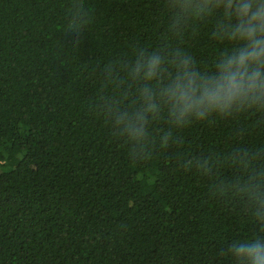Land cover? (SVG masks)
<instances>
[{"label": "trees", "instance_id": "trees-1", "mask_svg": "<svg viewBox=\"0 0 264 264\" xmlns=\"http://www.w3.org/2000/svg\"><path fill=\"white\" fill-rule=\"evenodd\" d=\"M184 2L0 0V264H233L264 237L244 194L264 181L259 102L179 122L158 104L139 142L114 123L155 85L130 75L141 53L209 72L228 51L235 20Z\"/></svg>", "mask_w": 264, "mask_h": 264}, {"label": "clouds", "instance_id": "clouds-1", "mask_svg": "<svg viewBox=\"0 0 264 264\" xmlns=\"http://www.w3.org/2000/svg\"><path fill=\"white\" fill-rule=\"evenodd\" d=\"M217 9H222L223 15L235 23L225 26L230 47L222 58H215L212 71L193 70L188 58L177 56L166 61L159 50L141 53L133 62V81H154L155 85L143 87L139 93L145 105L143 110L112 109L115 125L122 128L130 141L143 139L147 116L158 111V104H170L178 122L190 116L205 121L209 115H227L234 105L239 108L247 104L251 108L259 102L264 109V0H185L182 5L183 13L197 16ZM165 64L174 71L161 83L157 77ZM259 177L261 174L257 173L250 178L244 194L257 213H264V181ZM228 253L233 264H264V237L233 243Z\"/></svg>", "mask_w": 264, "mask_h": 264}]
</instances>
